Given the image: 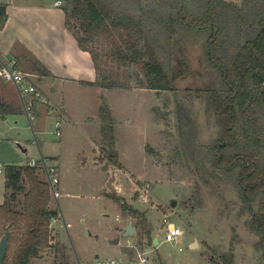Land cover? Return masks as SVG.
I'll list each match as a JSON object with an SVG mask.
<instances>
[{
    "label": "rangeland",
    "instance_id": "rangeland-1",
    "mask_svg": "<svg viewBox=\"0 0 264 264\" xmlns=\"http://www.w3.org/2000/svg\"><path fill=\"white\" fill-rule=\"evenodd\" d=\"M226 1L238 4L241 0ZM203 43V38L196 37L188 44L191 72L177 80L178 92L217 82L216 75L204 64ZM95 47L105 68L97 83H74L58 78L46 81L54 89V99L61 103L63 98L72 109L69 121L62 120L60 135L56 134L57 120L51 116L35 117L32 126L25 114L0 117V169L3 170L0 203L4 200L6 166L25 167L43 156L48 164L57 161L60 169L61 196L56 201L51 197L52 207L58 213L50 226L54 240L28 264H94L95 254L101 260L120 258L119 251L126 247L128 239L117 232L130 215H123L122 206L115 198L145 213L152 228L151 239L159 243L148 242L140 228H135L133 238L138 251L147 253L151 264H214L212 260L215 262L229 250L233 235H237L233 245L235 264L259 263V254L253 247L257 238L246 227L249 216L238 214L240 200L234 187L213 183L204 186L180 161L181 137L173 93L141 89L134 78V69L105 65L104 43L99 42ZM20 53L22 60L16 67L28 75L33 60ZM104 75L126 86L103 87ZM19 99L14 86L0 79V102L19 106ZM82 104H88L90 110L86 107L78 110ZM97 104L111 108L113 136L117 139L115 152L121 164L108 158L110 148L103 136L97 147ZM152 108L160 110L161 119L156 118ZM192 108V125L198 142L208 144L216 136L215 128L206 125L200 103L196 102ZM86 113L88 116H84ZM165 113L169 115L164 117ZM146 143L150 145L147 150ZM37 173L43 177L41 171ZM197 183L201 187L200 196L195 193ZM116 184L122 188L118 194ZM164 219L181 230L178 241H164ZM131 222L136 225L133 218ZM118 239L119 244L115 243Z\"/></svg>",
    "mask_w": 264,
    "mask_h": 264
},
{
    "label": "trees",
    "instance_id": "trees-1",
    "mask_svg": "<svg viewBox=\"0 0 264 264\" xmlns=\"http://www.w3.org/2000/svg\"><path fill=\"white\" fill-rule=\"evenodd\" d=\"M61 1L66 27L80 49L90 54L96 80L105 70L95 47L102 42L105 65L134 69L141 89L173 93L181 137L180 161L204 186L234 187L240 200L238 214L249 216L246 227L257 238L253 245L259 254L256 264H264V0H241L238 4L226 0ZM6 11L0 5V29L7 20ZM196 37L203 38L204 64L218 80L205 88L178 92L177 80L191 72L188 44ZM30 57L32 71L50 76L42 63ZM109 77L103 76L101 86H126ZM196 102L206 125L215 128L216 136L208 144L198 142L192 125ZM153 111L161 119L160 110ZM22 113L20 105L0 102V117ZM99 118L103 139L110 148L108 158L115 163L113 118L107 106L99 109ZM38 169L29 165L5 168V188L11 193L0 205V239L6 227L10 230L4 264H28L54 240L50 222L58 213L49 209L50 190ZM195 190L200 196L198 183ZM23 192V204L17 209L14 202ZM115 200L123 215H130L136 221L134 227L154 243L145 213L128 207L122 199ZM236 241L237 235H233L229 250L213 263L235 264Z\"/></svg>",
    "mask_w": 264,
    "mask_h": 264
},
{
    "label": "crops",
    "instance_id": "crops-1",
    "mask_svg": "<svg viewBox=\"0 0 264 264\" xmlns=\"http://www.w3.org/2000/svg\"><path fill=\"white\" fill-rule=\"evenodd\" d=\"M56 1L57 0H0V5H4L7 10L6 23L4 27L0 29V59L2 58L1 56H3L2 60H14L16 61V63L20 64L22 60L20 52H22V55L35 56L38 61L42 63L43 67H45V69L49 72L50 76H44L36 70L32 71L31 68H29L31 72L28 73L31 81H33V83L39 88L46 102V104L41 103L36 106V116L53 117L55 120H57L56 122L59 123V127L57 128V130L60 132V125L62 123V120L69 121V118H71L69 117V114L71 113L72 109L68 102H64L63 98L60 99L61 103L54 99V89L47 84V79L58 78L60 80L74 83L78 81L97 83V73L95 71V65H93L90 54L80 49L77 40L73 36V33L66 27L65 13L61 6L55 5ZM57 98L59 99V97ZM47 104L51 105L50 107L52 108L48 107ZM19 105L21 106V103ZM102 106H107L112 115L111 108L107 104H97V106L95 107V109L97 108L95 111V115L99 119V136H97L98 145L96 142L97 147H99L102 142V124L99 118V109ZM85 107L87 108V111L90 110L88 104H82L81 106L78 105L77 108L78 110H83ZM84 116H88V113H86ZM7 117L8 116L1 117V119H6ZM152 117L153 113L150 112V119H152ZM83 118L85 119L86 117ZM115 140L116 147L117 139L115 138ZM147 146L150 145L146 143L145 148ZM96 157L97 156H95V158ZM118 158L119 156L117 155V162L121 164ZM53 161L55 162V164L53 165L58 169V174L60 176V169L57 165V161ZM97 164L100 163L98 162ZM39 171L42 172V170L38 169L37 172ZM2 173L3 170H1L0 174ZM41 180H44L46 182L44 174L43 177H41ZM22 185L24 187V192H26L27 183L24 182ZM134 188L136 191V185L134 186ZM121 189L122 188H120V185L116 184V194H118ZM61 190L59 184V191ZM24 192L17 195L16 201L14 202L17 204V209H19L21 207V204H23L21 199H23ZM10 193L11 191H7L5 188L3 203L7 195H10ZM52 201L53 200H51L49 203V209L56 211L52 207ZM1 204L2 203H0V205ZM131 219L132 218L128 216V219L124 222L125 224L120 227L119 231L117 232L118 236L121 235L123 238L128 239L126 247L121 248V250L119 251L121 255L120 258L132 257L134 254L130 256L129 252L132 251V253H135L139 250L138 247L134 244L135 238H133V236H124L127 225L131 224L133 226ZM53 220L51 221L54 222ZM133 229L135 235L136 229L134 226ZM118 241L119 242H117V244L121 242L120 239H118ZM98 258L99 255L95 254L94 260Z\"/></svg>",
    "mask_w": 264,
    "mask_h": 264
},
{
    "label": "built area",
    "instance_id": "built-area-1",
    "mask_svg": "<svg viewBox=\"0 0 264 264\" xmlns=\"http://www.w3.org/2000/svg\"><path fill=\"white\" fill-rule=\"evenodd\" d=\"M55 5L62 6L63 3L61 0H57ZM16 64L14 60L5 61L0 59V79L14 86L18 98H20L19 100L23 113L26 115L30 126H32V122L35 120V117H37L36 106L41 103L46 104V102L39 88L31 81L30 76L18 70ZM55 126L56 134L60 135V132L57 130L59 123L56 122ZM29 165L31 167L39 166V168H41L40 170H42L46 178L51 197L56 201L61 196L59 191L60 180L58 169L53 164H48L43 156L36 162L31 161ZM166 217L167 215H165V218ZM163 225H165L164 241H178L179 237L182 235L181 230L169 224L165 219ZM78 264L80 263L78 262ZM94 264H151V262L147 253L136 251L132 257L111 258L106 260L96 259Z\"/></svg>",
    "mask_w": 264,
    "mask_h": 264
},
{
    "label": "water",
    "instance_id": "water-1",
    "mask_svg": "<svg viewBox=\"0 0 264 264\" xmlns=\"http://www.w3.org/2000/svg\"><path fill=\"white\" fill-rule=\"evenodd\" d=\"M175 205V202H172V206ZM9 234H10V230L8 227L5 228V233L2 236L3 238L0 239V264H4V257L6 255L7 252V242H8V238H9ZM134 235V229L133 226L131 224L127 225V228L125 230L124 236L125 237H131ZM119 242L118 240L115 241V243ZM154 244H157V240L154 239Z\"/></svg>",
    "mask_w": 264,
    "mask_h": 264
}]
</instances>
